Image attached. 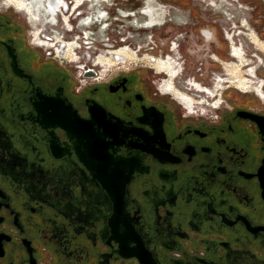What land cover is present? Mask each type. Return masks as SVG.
<instances>
[{
    "label": "flooded vegetation",
    "instance_id": "obj_1",
    "mask_svg": "<svg viewBox=\"0 0 264 264\" xmlns=\"http://www.w3.org/2000/svg\"><path fill=\"white\" fill-rule=\"evenodd\" d=\"M83 1L0 0V264H264V103L247 94L264 83L241 39L264 40L230 10L196 24L169 5L178 79L164 58L157 73L79 74L52 47L105 0ZM191 49L205 57L185 93ZM215 91L214 107L194 102Z\"/></svg>",
    "mask_w": 264,
    "mask_h": 264
},
{
    "label": "built area",
    "instance_id": "obj_2",
    "mask_svg": "<svg viewBox=\"0 0 264 264\" xmlns=\"http://www.w3.org/2000/svg\"><path fill=\"white\" fill-rule=\"evenodd\" d=\"M85 1L87 0L83 2ZM208 1L212 5L215 4L213 0ZM83 2L78 6L81 7ZM119 2L120 0H105L102 5H96L98 7L97 14L95 12H93L95 15H90V13L80 14L83 19L72 21L75 23L74 25L66 22V30L62 31L59 39L57 38L58 46L52 47L57 60L75 68L79 74L93 72L97 76H108L140 68L156 72L157 60L164 58V60L170 59L171 62H175L177 70L175 77L178 79L182 66L176 54L177 44L176 42H171L168 46L166 34L163 38L158 34V31L165 27L169 18V5L161 0H134L135 4L132 7L126 5L122 9L118 4ZM152 3L161 7L163 16L160 22H152L149 18L150 15L145 13L149 9L148 4ZM120 12L124 14H120ZM102 13L107 14V17L100 21L98 18ZM154 14V12L151 13L152 16ZM89 21L93 25L91 23L85 24L86 22L89 23ZM250 43L252 45V42ZM123 48L133 53L131 58L123 59L116 54ZM167 48L171 50H169L170 52L173 51V56L166 51ZM262 53L264 54V51ZM99 56L108 58L110 61L100 64L98 62ZM258 64L264 66L263 56H259ZM215 78H213V83ZM191 80L194 81V79ZM198 83L202 84L201 81ZM225 87H228V85ZM204 93H196L200 99L194 100V102L214 107L215 105L211 100L209 102L202 98H208L209 94ZM215 93L217 92L215 91ZM219 95L217 93L209 96V98H215ZM183 104L190 107L185 103Z\"/></svg>",
    "mask_w": 264,
    "mask_h": 264
},
{
    "label": "rangeland",
    "instance_id": "obj_3",
    "mask_svg": "<svg viewBox=\"0 0 264 264\" xmlns=\"http://www.w3.org/2000/svg\"><path fill=\"white\" fill-rule=\"evenodd\" d=\"M161 1L167 5L175 6L176 8H178L181 11L185 10L187 12L190 8H195L194 9L195 12L192 11L193 16H195V17H192V18L196 24H197L196 17H198V15L201 14L203 16V18H206V15L208 14L207 10H211L214 8L222 9L219 11L221 13L220 14L221 19L226 17V16L222 15L223 14L222 11L230 10L236 16V24L237 25L240 26V25H242L244 20L247 21V23L249 25V30H245L246 34L250 33V31L253 30L259 39L264 40V0H236V1L235 0H216V3H215L216 7H213L212 5H207L206 4L207 1H202V0H196V1L168 0L169 2H167L166 0H164V1L161 0ZM208 2H210V1H208ZM194 3H196L197 5ZM200 8H202L203 10H199ZM196 9H197V11H196ZM214 12H216V11H214ZM158 34L163 38V36H165V34H166L165 27H162V30H159ZM241 41L244 44V50H246L248 53L247 58H249L253 61V63L250 64V68H251L250 74L253 75V77H251V79L253 80V84L256 86L262 85V78L261 77H264V68H261V70H257V62L249 56L250 53H252V52H256L258 57L261 56L259 54H260V51L261 52L263 51L262 47L261 46L259 47V45H258V47H257L258 50H256L255 49L256 48L255 43H254V45H253V43L251 45L247 36H245L244 39L242 38ZM123 49H125V48H123ZM182 49H184V48H182ZM191 51H193V53L188 54V56H187V57H189L188 60H190V62L185 65V69L183 71L181 78L179 77L180 79L175 81L177 87L185 93H186V91H184V89L186 87H188L186 85V83L189 80L188 77L194 75L196 73V69L200 66L199 63L198 64L196 63V61H195L196 59L194 60V57H198V56L205 57L204 56L205 51L201 50L197 53V55L194 53L195 49H191ZM170 53H173V51ZM262 56L264 57L263 53H262ZM99 57H101V56H99ZM228 61H233V60H226V62H228ZM203 65H204V66H202L203 71H205L207 75H210L211 72H215L216 74H222L223 73L224 65L223 66L222 65L221 66L220 65L215 66L211 62H203ZM180 74H181V72H180ZM176 78L177 77H175L174 80ZM230 88H232V89H230V90H232V91H230V93L232 95L240 94L235 90V88H233V87H230ZM228 92L229 91H227V93ZM261 93L262 94H256L255 92L250 91L247 94L249 95V98H252L261 104V103H264V89L262 90ZM202 98H205L209 102L211 100L209 97L208 98L202 97Z\"/></svg>",
    "mask_w": 264,
    "mask_h": 264
},
{
    "label": "bare ground",
    "instance_id": "obj_4",
    "mask_svg": "<svg viewBox=\"0 0 264 264\" xmlns=\"http://www.w3.org/2000/svg\"><path fill=\"white\" fill-rule=\"evenodd\" d=\"M119 4V6L123 9V8H125V6L126 5H129L130 7H132V5H134L135 4V2H134V0H126V1H122V0H120V2L118 3ZM117 4V5H118ZM131 9V8H130ZM98 10V7H95L94 9L92 8V10H90V11H85V13H87V14H89L90 13V15H92V14H94L93 12H95V14H97V11ZM149 13V12H148ZM94 14V15H95ZM120 14H124L123 12H120ZM109 15V14H108ZM100 17L98 18V20H100V21H102L103 19H106V17H107V14H104V13H102V14H100L99 15ZM91 22L89 21V24H90ZM91 25H93L92 23H91ZM249 39H250V41L252 42V40H251V37L249 36ZM255 43V42H254ZM256 45H257V47H258V45H259V47L261 46L262 47V50L264 51V43L262 42H256L255 43ZM116 54H118L119 56H122V58H131V56H132V54H131V52L128 50V49H122L121 51H118V52H116ZM238 55V54H237ZM126 56V57H125ZM239 56V55H238ZM237 56V57H238ZM100 59V62L101 63H103V62H109L110 61V59H108V58H104V57H101V58H99ZM246 61L245 60H243L242 62H241V65H243L244 63H245ZM249 83L250 84H253V80L251 79V78H249ZM238 82V84L239 85H241V86H248V84H246V83H244V82H240V81H237ZM262 85H263V82H262ZM261 85V86H262Z\"/></svg>",
    "mask_w": 264,
    "mask_h": 264
}]
</instances>
